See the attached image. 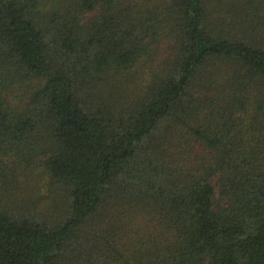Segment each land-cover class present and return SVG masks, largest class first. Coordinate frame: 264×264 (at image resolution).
<instances>
[{
    "label": "trees",
    "instance_id": "1",
    "mask_svg": "<svg viewBox=\"0 0 264 264\" xmlns=\"http://www.w3.org/2000/svg\"><path fill=\"white\" fill-rule=\"evenodd\" d=\"M0 264H264V0H0Z\"/></svg>",
    "mask_w": 264,
    "mask_h": 264
}]
</instances>
